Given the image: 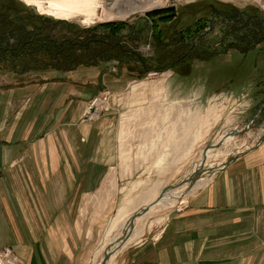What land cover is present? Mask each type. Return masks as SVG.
<instances>
[{"label":"rangeland","instance_id":"obj_1","mask_svg":"<svg viewBox=\"0 0 264 264\" xmlns=\"http://www.w3.org/2000/svg\"><path fill=\"white\" fill-rule=\"evenodd\" d=\"M95 2L96 19L86 22L85 14L62 18L26 0H0V158L8 159V148L27 143L18 160L25 171L43 175L48 191L92 189L66 231L84 264H100L106 250L123 243L132 216L155 203L164 188L177 191L190 184L182 181L198 168L208 144L239 131L213 148L199 179L208 180L264 135V107L258 114L264 104V0L138 1L117 20L104 19L117 8L109 11L105 0ZM87 70L96 71L90 99L108 92L111 110L91 121L89 138L75 132L83 118L71 126L51 119L38 141L59 147L78 135L90 144L84 154L103 162L92 183L71 181L91 176L93 168L75 160L81 151L60 147V163L52 164L48 150L47 172H40L32 164L33 146L24 139L35 123L24 117L25 99L28 105L33 95L49 96L42 88L58 80L83 88L92 79L79 81L77 74ZM106 74L111 81L104 82ZM31 75L47 79L33 83ZM14 98L15 113L9 111ZM108 174L111 184L104 183ZM42 188L32 183L29 191ZM195 190L137 217L136 236L162 238L169 215L182 214Z\"/></svg>","mask_w":264,"mask_h":264},{"label":"crops","instance_id":"obj_2","mask_svg":"<svg viewBox=\"0 0 264 264\" xmlns=\"http://www.w3.org/2000/svg\"><path fill=\"white\" fill-rule=\"evenodd\" d=\"M77 76L79 81L85 77L92 81L86 88H76L58 80L42 88L43 92L50 90L49 96L33 95L29 106L25 99L24 117L35 119V123L31 121L24 139L27 137L26 141L33 146L32 164L40 172L41 168L47 172L48 150L52 164L60 163V147L81 151L75 160H82L93 170L87 179L73 177L71 181L92 183L96 181L95 168L103 162L97 163L96 157L89 160L84 154L90 144L81 143L78 135L75 142L59 147L38 141V133L48 125V120L62 119L71 126L83 118L95 91L96 71L87 70ZM106 76L104 82L111 81ZM36 77L29 78L32 82L47 79ZM59 77L61 74L52 79ZM12 103L9 111L15 113L16 98ZM81 122L75 132L83 136L86 133L89 138L93 123ZM34 125L37 130L33 132ZM20 147L21 144L8 148V159L0 158V250L13 247L26 264H84L82 258L76 257L66 231L69 219L72 222L73 216L81 212L80 200L88 198L92 189L72 193L48 191L43 175H32L19 162L21 153L17 152L23 150ZM203 177L198 180L204 179L200 185L191 188L196 190L189 195L184 212L169 215L162 238H138L140 234L136 236L134 227L127 243L119 247L108 264H264V135L253 147L226 161L208 180ZM111 180L108 174L104 183L111 184ZM30 183L43 184L44 189L31 192ZM106 187L103 185L102 191Z\"/></svg>","mask_w":264,"mask_h":264},{"label":"bare ground","instance_id":"obj_3","mask_svg":"<svg viewBox=\"0 0 264 264\" xmlns=\"http://www.w3.org/2000/svg\"><path fill=\"white\" fill-rule=\"evenodd\" d=\"M95 1L96 0H32V2H29V3L31 5L37 6L42 11L43 10H49V11L55 13L56 15H59L62 18H71L73 16H79L80 14H85L86 18H87L86 22L87 21L93 22L96 19L95 9H96L97 4ZM138 1H146L149 3L152 2V0H105V3L107 5H109V7H108L109 11H113L114 8H117V9L114 11V13L106 11L104 13V19L105 20H117V19L125 18L126 15L129 13L127 11V14H126L125 8L126 7L127 8H129V7L133 8L134 7L136 9L139 6L136 3ZM45 3L48 5L47 7L45 6ZM98 6H102V2L98 3ZM134 12H136V11H134ZM131 13H132V11H131ZM105 93H108V92H105ZM110 101H111V99H110ZM110 110H111V103H110L109 111ZM88 111H89V107L87 105V108H86V111L84 112L83 118H84L86 112L88 114ZM99 118L100 117H98L94 120H97ZM231 138H232V136L227 137L226 139H231ZM206 156H207V159H209L210 157L213 156V148H211L207 151ZM199 166H201V167L203 166L202 162L198 164V167ZM194 172H195V170H194ZM194 172H192L191 174H193ZM197 181L193 184H188L189 186L186 185L185 187H183L182 189L177 190V191H169V189L165 190V193L163 195H161V197H159V199L155 203H153L150 206V208H152L156 204L157 205L160 204V205L167 206V207L169 205L175 204L181 198L182 195L187 194L191 190V188H193L195 186V184H196V186L200 185L204 181V179H201V181H199L198 183H197ZM137 221H138V219L135 220L134 223L135 222L137 223ZM125 228H126V230L129 229L128 224L126 225ZM133 232H134V230H133ZM125 240H126V238H124L123 242ZM126 243H127V241L124 243H119V244L115 245V251L121 245H123V244L125 245ZM107 263H108V261H107Z\"/></svg>","mask_w":264,"mask_h":264},{"label":"built area","instance_id":"obj_4","mask_svg":"<svg viewBox=\"0 0 264 264\" xmlns=\"http://www.w3.org/2000/svg\"><path fill=\"white\" fill-rule=\"evenodd\" d=\"M109 93H100V95H94L88 104L89 111L86 112L83 120L92 121L108 112L110 109ZM0 264H25L18 256V254L11 248L5 247L0 251Z\"/></svg>","mask_w":264,"mask_h":264},{"label":"water","instance_id":"obj_5","mask_svg":"<svg viewBox=\"0 0 264 264\" xmlns=\"http://www.w3.org/2000/svg\"><path fill=\"white\" fill-rule=\"evenodd\" d=\"M264 107V104L261 105L260 109L258 110V114H260L262 112V109ZM258 116V115H257ZM256 116V117H257ZM254 117V118H256ZM254 119H252L251 121L248 122V126H250L252 124ZM239 131L238 130H233L231 132H228L224 137L223 139L225 140L228 136L230 135H234V134H237ZM223 139L219 140L218 142L214 143V144H208L204 153H203V158H202V164L205 162V160L207 159V151L210 149V148H215L216 146H218L219 144L223 143ZM203 170V167L199 166L197 168V170H195V172L193 174H190L186 179H184L182 181V184H185V183H190V184H193L195 183L198 179H199V176L201 174V171ZM173 187V186H171ZM167 189H170L169 187L168 188H164L162 191H161V195H163L165 193V190ZM150 209V206H147L146 208H144L142 211L140 212H137L135 215L132 216L131 220L129 221V230L126 231L125 233V238H127L129 236V233H131V231L133 230L134 228V221L137 217L145 214L148 210ZM121 240H124L121 239ZM115 251V248H110L109 250H106L105 251V254H104V257L101 261L100 264H106L107 261L109 260V258L112 256V254L114 253Z\"/></svg>","mask_w":264,"mask_h":264},{"label":"snow or ice","instance_id":"obj_6","mask_svg":"<svg viewBox=\"0 0 264 264\" xmlns=\"http://www.w3.org/2000/svg\"><path fill=\"white\" fill-rule=\"evenodd\" d=\"M26 2H32V0H26Z\"/></svg>","mask_w":264,"mask_h":264},{"label":"trees","instance_id":"obj_7","mask_svg":"<svg viewBox=\"0 0 264 264\" xmlns=\"http://www.w3.org/2000/svg\"><path fill=\"white\" fill-rule=\"evenodd\" d=\"M68 57V56H67Z\"/></svg>","mask_w":264,"mask_h":264}]
</instances>
